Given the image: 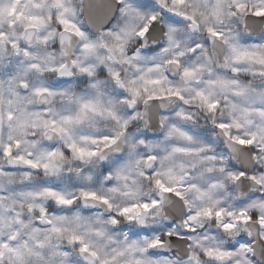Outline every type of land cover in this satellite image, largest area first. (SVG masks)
<instances>
[{
  "label": "snow or ice",
  "instance_id": "snow-or-ice-1",
  "mask_svg": "<svg viewBox=\"0 0 264 264\" xmlns=\"http://www.w3.org/2000/svg\"><path fill=\"white\" fill-rule=\"evenodd\" d=\"M0 264H264V0H0Z\"/></svg>",
  "mask_w": 264,
  "mask_h": 264
}]
</instances>
